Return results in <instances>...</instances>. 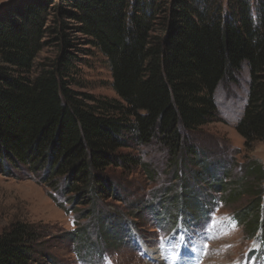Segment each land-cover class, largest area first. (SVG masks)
Listing matches in <instances>:
<instances>
[{
  "label": "trees",
  "instance_id": "trees-1",
  "mask_svg": "<svg viewBox=\"0 0 264 264\" xmlns=\"http://www.w3.org/2000/svg\"><path fill=\"white\" fill-rule=\"evenodd\" d=\"M46 37L56 53L35 67ZM90 48L106 58L117 97L74 89L77 55ZM243 66L249 81L235 128L249 147L264 141V0H17L0 15V174L41 172L63 203L126 202L132 194L114 170L155 175L140 153L154 143L179 178L177 206H134V225L141 217L159 229L162 219L194 228L245 195L230 216L264 249L263 166L248 160L233 179L196 144L218 118L217 87ZM100 230L104 245L124 238L117 227ZM80 235L67 233L72 242ZM44 237L34 224L6 227L0 264L36 262Z\"/></svg>",
  "mask_w": 264,
  "mask_h": 264
},
{
  "label": "rangeland",
  "instance_id": "rangeland-1",
  "mask_svg": "<svg viewBox=\"0 0 264 264\" xmlns=\"http://www.w3.org/2000/svg\"><path fill=\"white\" fill-rule=\"evenodd\" d=\"M16 1L0 0V15ZM46 39L35 59V67L56 53L54 43L49 37L43 40ZM84 53L77 55L75 76L80 87L74 89L117 97L106 58L94 48ZM248 81L247 68L243 66L233 80L221 83L215 92L218 118L196 132V144L211 153L208 158L213 161L211 168L216 170L220 165L225 166L237 180L243 172L242 167L240 171L241 164L248 160H256L264 168V141L246 147L235 128L244 107ZM140 153L155 175L147 177L142 172L123 175L120 169L114 173L108 170L115 174L119 186L132 194L126 202L108 199L90 206L78 201L70 203L69 199L68 203H63V197L56 201L51 197L53 190L45 179L39 178L41 172L36 175L22 172L16 177L0 174V232L15 222H26L43 229L46 235L40 248L43 255L37 254V261L31 264H264L260 239L256 236L248 238L230 216L231 212L237 213L238 208L247 204L249 198L245 195L237 196L236 202L229 205H217L209 221H202L194 228L175 230L171 228V219H162L163 225L159 229L156 220L145 222L141 217L136 220L139 226L134 225V206L142 207L150 202L155 209L161 206L174 211L177 206L175 190L179 186L174 170L167 167L165 151L153 143L143 146ZM215 160H218L217 164ZM116 227L122 230L124 238L119 243L112 240L109 245H104L98 230L110 231ZM78 228L80 238L72 242L67 233Z\"/></svg>",
  "mask_w": 264,
  "mask_h": 264
}]
</instances>
